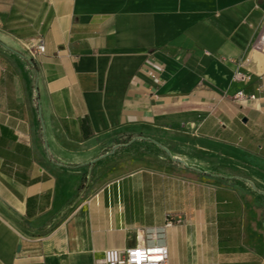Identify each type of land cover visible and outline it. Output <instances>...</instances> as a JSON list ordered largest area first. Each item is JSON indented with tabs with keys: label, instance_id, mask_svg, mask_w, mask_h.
Masks as SVG:
<instances>
[{
	"label": "crops",
	"instance_id": "crops-1",
	"mask_svg": "<svg viewBox=\"0 0 264 264\" xmlns=\"http://www.w3.org/2000/svg\"><path fill=\"white\" fill-rule=\"evenodd\" d=\"M262 34L264 0H0V264L147 229L168 264H264ZM115 139L148 160L96 171Z\"/></svg>",
	"mask_w": 264,
	"mask_h": 264
},
{
	"label": "built area",
	"instance_id": "built-area-1",
	"mask_svg": "<svg viewBox=\"0 0 264 264\" xmlns=\"http://www.w3.org/2000/svg\"><path fill=\"white\" fill-rule=\"evenodd\" d=\"M39 52L45 51L43 40L37 43ZM264 46V34L257 40L256 48L261 50ZM237 97L242 100L254 99L255 95L247 96L244 91H239ZM169 220L166 227L172 226ZM164 229L140 230L136 234V242L126 249H108L103 258L95 264H168L170 251L162 242Z\"/></svg>",
	"mask_w": 264,
	"mask_h": 264
},
{
	"label": "rangeland",
	"instance_id": "rangeland-1",
	"mask_svg": "<svg viewBox=\"0 0 264 264\" xmlns=\"http://www.w3.org/2000/svg\"><path fill=\"white\" fill-rule=\"evenodd\" d=\"M105 145V149L97 154L93 162H91L93 165H97L95 169L96 171H100L101 174L111 170L120 161L124 163V165L122 164V169H127L130 166H134L130 162L133 159H137V165L148 160L143 156L144 154H148V146L138 145L136 144V140L123 144V140L115 139V141L105 143ZM169 153L172 155L170 150ZM93 173H95V170H93Z\"/></svg>",
	"mask_w": 264,
	"mask_h": 264
}]
</instances>
